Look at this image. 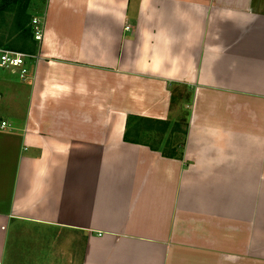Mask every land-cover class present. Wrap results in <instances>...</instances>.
<instances>
[{
    "label": "crops",
    "instance_id": "0c3cea01",
    "mask_svg": "<svg viewBox=\"0 0 264 264\" xmlns=\"http://www.w3.org/2000/svg\"><path fill=\"white\" fill-rule=\"evenodd\" d=\"M42 9L0 75V264H264V0ZM183 114L175 157L123 138Z\"/></svg>",
    "mask_w": 264,
    "mask_h": 264
},
{
    "label": "trees",
    "instance_id": "16d2710c",
    "mask_svg": "<svg viewBox=\"0 0 264 264\" xmlns=\"http://www.w3.org/2000/svg\"><path fill=\"white\" fill-rule=\"evenodd\" d=\"M13 1L15 0H3L1 3L5 5L8 4V2L11 3ZM24 1H26L24 8H20L19 10L16 11L17 16L15 17L14 26H13L14 33L16 35L18 34L22 35L24 40H28L29 38H31L32 41L35 42L33 38L32 29H30V27L28 26L29 16L26 14L27 13L26 8L30 0H24ZM15 2H18V0H16ZM10 9H11L10 6H8L6 9H2L0 7V14H2L4 10L7 11ZM31 21L32 19H30V22ZM11 43L12 46H15L13 45L14 44L13 42ZM22 43H24V45H22ZM22 43H21L22 45L21 49H24L26 45L25 42ZM5 46H9V45H5ZM180 127H181L180 121H174L170 123L168 120H160V119H152V118L128 115L125 124V131L123 138L125 141H131L135 143H142L148 145L151 149L154 150L159 149L161 150V152H163L165 156L175 157L178 148L181 145L178 142L182 141V137L185 134V131L182 130V134H183L182 137H179L177 135ZM154 129H157V131H155V135H157L158 137L157 142L151 139L152 136H149L148 138V140L150 141H146L145 140L146 134L152 133ZM176 136H178L179 138L177 140H174ZM171 143L172 145L174 144L172 147L170 146Z\"/></svg>",
    "mask_w": 264,
    "mask_h": 264
},
{
    "label": "rangeland",
    "instance_id": "374dc122",
    "mask_svg": "<svg viewBox=\"0 0 264 264\" xmlns=\"http://www.w3.org/2000/svg\"><path fill=\"white\" fill-rule=\"evenodd\" d=\"M2 1L3 0H0V7L2 9H6L8 6H10L11 9L7 10V11L4 10V12L2 14H0V43H1L0 46L11 48V49L16 48L15 50L18 49L20 51L23 50V52H25L24 49H21V47H20V44L22 43V41H24V39H23L22 35H19L18 33H17L18 35H16L14 33L13 26H14L15 17L17 16L16 11L19 10L20 8H24L26 1L18 0V2H15L16 1L15 0L11 3H9L10 2L9 1L8 4H5V5L1 3ZM44 3H45V0H30L29 1V4L27 5V8H26V11H27L26 14L29 16L28 26L30 27V29L32 26L30 19L33 18V14L41 15V13H43L42 8H43ZM10 41L13 42L14 43L13 45H15V46H12V43ZM5 45H9V46H5ZM25 53H28V52H25ZM0 75H5V77L11 78L13 80H17V79L19 80L17 75L11 73L7 69L2 70V68H1L0 69ZM176 89L178 90V88H176ZM182 89L183 88H181V90ZM187 90L189 91V89H187ZM184 98H186V95L184 96ZM178 118H179L178 120H180L181 126H182V124L184 125V122L186 120L185 114L181 115L180 117L178 116ZM1 124H2V122H1ZM182 130L183 129L180 127L179 131L177 133V135L179 137H182ZM155 131H157V129H154L152 131V133H150V134L147 133L145 140L150 141V140H148V138H149V136H152L151 139H153L157 142L158 137H157V135H155ZM178 136H176L174 138V140H177L179 138ZM178 143H180V142H178Z\"/></svg>",
    "mask_w": 264,
    "mask_h": 264
},
{
    "label": "built area",
    "instance_id": "2783aa9c",
    "mask_svg": "<svg viewBox=\"0 0 264 264\" xmlns=\"http://www.w3.org/2000/svg\"><path fill=\"white\" fill-rule=\"evenodd\" d=\"M31 25L33 38L35 41L40 42L43 35L40 20L33 17ZM37 57V54H29L20 50L0 46V68L9 70L22 81L31 79L27 61L31 58L37 59ZM3 125H5V122H2V126Z\"/></svg>",
    "mask_w": 264,
    "mask_h": 264
}]
</instances>
